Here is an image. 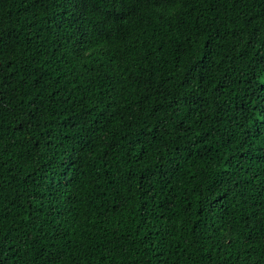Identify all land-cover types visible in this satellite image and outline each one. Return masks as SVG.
Here are the masks:
<instances>
[{
	"label": "trees",
	"instance_id": "16d2710c",
	"mask_svg": "<svg viewBox=\"0 0 264 264\" xmlns=\"http://www.w3.org/2000/svg\"><path fill=\"white\" fill-rule=\"evenodd\" d=\"M4 264H264V0H0Z\"/></svg>",
	"mask_w": 264,
	"mask_h": 264
},
{
	"label": "snow or ice",
	"instance_id": "6c2138e0",
	"mask_svg": "<svg viewBox=\"0 0 264 264\" xmlns=\"http://www.w3.org/2000/svg\"><path fill=\"white\" fill-rule=\"evenodd\" d=\"M0 264H4V262H3V260H2V259H0Z\"/></svg>",
	"mask_w": 264,
	"mask_h": 264
}]
</instances>
